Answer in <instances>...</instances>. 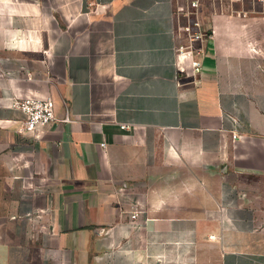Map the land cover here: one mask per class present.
Listing matches in <instances>:
<instances>
[{"label":"crops","instance_id":"obj_1","mask_svg":"<svg viewBox=\"0 0 264 264\" xmlns=\"http://www.w3.org/2000/svg\"><path fill=\"white\" fill-rule=\"evenodd\" d=\"M176 1L0 0V264H264V0L214 2L193 75Z\"/></svg>","mask_w":264,"mask_h":264},{"label":"built area","instance_id":"obj_2","mask_svg":"<svg viewBox=\"0 0 264 264\" xmlns=\"http://www.w3.org/2000/svg\"><path fill=\"white\" fill-rule=\"evenodd\" d=\"M209 1L214 4L217 0ZM205 6V0L176 1V9L184 11V17L187 20V23L183 26L185 43L177 46L178 69L188 75H193L200 71V59L204 53V42L209 37L206 30L203 29L201 20V11ZM9 106L22 112L23 120L20 127L22 131L35 132L56 120L55 102L49 96H17L10 101ZM119 127L121 129L129 128L124 124ZM237 137V131L233 130L232 138L236 139ZM101 145L104 146L105 144L101 143ZM40 213V211L35 212L28 219L35 221L41 216ZM138 213L139 211L135 209L130 213L131 223L135 222Z\"/></svg>","mask_w":264,"mask_h":264},{"label":"rangeland","instance_id":"obj_3","mask_svg":"<svg viewBox=\"0 0 264 264\" xmlns=\"http://www.w3.org/2000/svg\"><path fill=\"white\" fill-rule=\"evenodd\" d=\"M249 0H236V1H233L234 3V6H231V7H223L221 8L222 10L226 11L227 13H230V14H237L239 11V9H242L241 8V3H245ZM236 4V5H235ZM205 7L202 9L201 11V16L202 17H205L207 16L210 11L212 10L213 7H211L213 5V3L211 4V2L209 0H205ZM245 7V6H244ZM245 9H247L245 7ZM175 21H176V33L178 35V45L180 44H184V29H183V26L187 23V20L186 18L184 17V11H180L178 9H176L175 11Z\"/></svg>","mask_w":264,"mask_h":264}]
</instances>
